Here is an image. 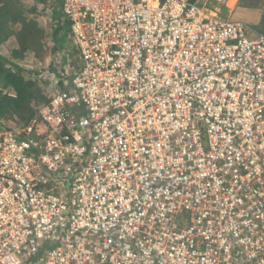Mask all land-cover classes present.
Returning <instances> with one entry per match:
<instances>
[{
	"label": "built area",
	"instance_id": "built-area-1",
	"mask_svg": "<svg viewBox=\"0 0 264 264\" xmlns=\"http://www.w3.org/2000/svg\"><path fill=\"white\" fill-rule=\"evenodd\" d=\"M61 2L79 67L0 129V264H264V35L188 0Z\"/></svg>",
	"mask_w": 264,
	"mask_h": 264
},
{
	"label": "rangeland",
	"instance_id": "rangeland-1",
	"mask_svg": "<svg viewBox=\"0 0 264 264\" xmlns=\"http://www.w3.org/2000/svg\"><path fill=\"white\" fill-rule=\"evenodd\" d=\"M198 2L200 5L205 6L208 10L220 16L243 21L250 27L253 34L264 35V0H198ZM61 4V0H1L0 32L2 35L6 32L12 37L15 35L19 36V42L16 40L17 48L15 50L17 51H21L19 45L24 42L29 45L34 41H38L40 38L39 41L41 43L49 42L50 34L58 42L56 38L58 35L60 36V32H63L62 27L68 31V25H64L62 16L59 15L61 12ZM48 9L50 10L51 17L46 18ZM21 13L24 15V19L19 21L16 19V14L20 15ZM33 20L39 22L34 29L36 33L33 32L34 35L26 30L27 22ZM33 24L31 25L33 26ZM63 34L65 33L63 32ZM67 40V42H64L66 46L69 43L73 44V41H70L71 38H67ZM32 45L37 47L34 44ZM12 48L13 46H8L7 44L0 47V51L3 55H9ZM27 64V61L21 63L19 60L12 61L11 64H5V69H9L16 76H21L24 79L26 87L25 97L22 100H10V97L2 95L3 91H8V89L0 83V109H3V111L0 110V129L11 128L18 130L25 127L33 116H35L37 108L42 104L38 102V94L36 97L35 93L36 90L39 91V87L42 86L41 84H44L43 81L46 82L45 77H48L52 73L45 75L44 70H41L42 75L37 77L36 74L39 70H36L35 75H30V71L35 73V69L30 68ZM19 69H23L25 73H21ZM76 70L77 67H75L73 72ZM28 93L32 95L30 96ZM32 112L34 115L30 120L26 121L27 116Z\"/></svg>",
	"mask_w": 264,
	"mask_h": 264
},
{
	"label": "crops",
	"instance_id": "crops-1",
	"mask_svg": "<svg viewBox=\"0 0 264 264\" xmlns=\"http://www.w3.org/2000/svg\"><path fill=\"white\" fill-rule=\"evenodd\" d=\"M193 2H198V0H194ZM59 15L62 16V7H61V12ZM61 16H60V18H61ZM48 17H51L49 9L47 10V13H46V18H48ZM16 19L19 21L23 20L24 15L22 13L20 15L16 14ZM27 23L28 24H27L26 30L28 32L32 33V35H34V33H35L34 29L37 27L39 22H36L33 20V21H28ZM31 24H33V26ZM65 24H67V23L64 22V25ZM67 27H68L67 28L68 31L65 30L66 28L62 27L63 32L65 34H63V32H60V36L58 35L56 38V39H58V42H56L55 39H53V36H51V34L49 35L50 41L46 42V43H41L39 41L41 38L38 39L36 37L38 39V41H34V42H32V44L36 45L37 47L33 46L32 44L27 45V43L24 42V43H21L20 45L18 44L19 48H21V51L15 50L17 48L16 44H17L19 36L15 35L14 37H12L10 34H7L6 32H4V34L2 35L0 32V47H3L7 44H8V46H10V45L13 46L9 55H3L0 51V59H2L4 62H6L5 63L6 65L8 63L11 64L12 61H15V60H19V61H21V63L24 61H27V63H28L27 65L30 68L35 69V73L30 71V75H35L36 70H39V72L37 71V74H36L37 77L42 75L41 70H44V73L47 71V72H50L53 75L58 76V77H60L61 73H63V72L69 73V76H71L74 73L73 70L75 69V67H77V69H78L79 62H78V52L76 50L75 45H73L72 43H69L66 46V44L64 43L65 41L66 42L68 41L67 38L68 39L70 38L69 26H67ZM33 39L35 40V38H33ZM70 41H72V40H70ZM9 43H11V44H9ZM77 64H78V66H77ZM40 68H43V69H40ZM58 69H61V70H58ZM19 70L21 71V73H23V74L25 73V71L23 69H19ZM19 77L23 81L24 86L26 87L24 79L21 76H19ZM45 78H46V82L43 81L44 84H41L42 86L39 87V91L36 90V93H35L36 97L38 94V98H39V99L37 98L38 102L42 103V104L49 100L50 93H51V91H53L52 86H51V82H49V80H47L48 79L47 77H45ZM0 83H2V86H4L5 88L8 89V91H6V90L3 91L5 93H7L6 95H4L2 93L3 96L10 97V100H17L18 99L17 95L15 94V92L12 89V86H10V84H6V82H4L1 78H0ZM23 95L25 97V92ZM28 95L31 96L32 94L28 93ZM32 97H34V96H32ZM33 115H34L33 112L30 115H28L26 121L30 120V118Z\"/></svg>",
	"mask_w": 264,
	"mask_h": 264
},
{
	"label": "trees",
	"instance_id": "trees-1",
	"mask_svg": "<svg viewBox=\"0 0 264 264\" xmlns=\"http://www.w3.org/2000/svg\"><path fill=\"white\" fill-rule=\"evenodd\" d=\"M193 2L194 0H189ZM5 63L2 59H0V78L6 82V84H10L12 89L14 90L15 94L17 95L18 100H22L24 97L25 86L23 81L20 79L19 76H16L12 73L9 69H5ZM3 111V109H0Z\"/></svg>",
	"mask_w": 264,
	"mask_h": 264
},
{
	"label": "bare ground",
	"instance_id": "bare-ground-1",
	"mask_svg": "<svg viewBox=\"0 0 264 264\" xmlns=\"http://www.w3.org/2000/svg\"><path fill=\"white\" fill-rule=\"evenodd\" d=\"M233 1V0H232Z\"/></svg>",
	"mask_w": 264,
	"mask_h": 264
}]
</instances>
